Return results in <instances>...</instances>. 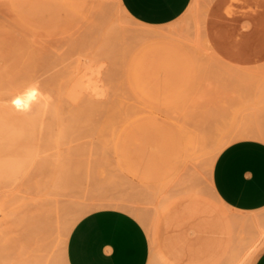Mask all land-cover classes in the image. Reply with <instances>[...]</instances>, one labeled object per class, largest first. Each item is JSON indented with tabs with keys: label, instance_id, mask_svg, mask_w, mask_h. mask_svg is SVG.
<instances>
[{
	"label": "rangeland",
	"instance_id": "obj_1",
	"mask_svg": "<svg viewBox=\"0 0 264 264\" xmlns=\"http://www.w3.org/2000/svg\"><path fill=\"white\" fill-rule=\"evenodd\" d=\"M24 1L0 0V106L30 97L26 113L42 109L44 130L39 126L33 140L48 163L38 178L46 192L62 171L64 188L52 196L50 223L35 225L39 234L30 223L0 219V264L52 263L65 227L86 206L145 215L153 245L161 224L182 216L224 221L213 214L225 205L212 186L214 162L235 139L264 138L262 0H193L177 20L156 27L124 14L117 0ZM145 29L169 37L148 42L137 35ZM87 55L100 64L107 93L67 100L66 82ZM220 139L227 144L218 150ZM162 194L171 201L160 213Z\"/></svg>",
	"mask_w": 264,
	"mask_h": 264
},
{
	"label": "crops",
	"instance_id": "obj_2",
	"mask_svg": "<svg viewBox=\"0 0 264 264\" xmlns=\"http://www.w3.org/2000/svg\"><path fill=\"white\" fill-rule=\"evenodd\" d=\"M119 1L135 21L156 27L177 20L193 0ZM20 104L0 106V146L8 149L0 152V187L39 177L48 163L43 145L33 140L39 120ZM13 113L18 115L11 118ZM63 178L61 171L57 181L64 185ZM211 180L225 203L213 214L224 221L182 216L173 224H161L153 245L146 225L132 212L90 210L71 229L68 264H264V138L251 134L230 142L218 154Z\"/></svg>",
	"mask_w": 264,
	"mask_h": 264
},
{
	"label": "bare ground",
	"instance_id": "obj_3",
	"mask_svg": "<svg viewBox=\"0 0 264 264\" xmlns=\"http://www.w3.org/2000/svg\"><path fill=\"white\" fill-rule=\"evenodd\" d=\"M24 1V0H23ZM29 1V0H27ZM55 1V0H54ZM81 1V0H80ZM35 2V0H34ZM33 1L31 3H34ZM118 2V5H119V8L120 10H122L124 12V14H127L126 10L124 9V7L122 6V4L120 3L119 0H117ZM227 2H229L231 5H239L242 3L241 0H227ZM23 3V2H22ZM24 3H26L24 1ZM23 3V4H24ZM28 3V2H27ZM44 4V2H42ZM48 4V3H47ZM59 4V3H58ZM57 4V5H58ZM261 4L264 5V0L261 1ZM26 5V4H25ZM45 5V4H44ZM18 6H20L18 4ZM33 6H35V4H33ZM21 7V6H20ZM20 7H17V9H19ZM47 7V6H46ZM51 7V5H50ZM96 7V6H95ZM23 8V6H22ZM33 8V7H32ZM48 8V7H47ZM11 9V8H10ZM21 9V8H20ZM53 11L54 8H52ZM51 9V10H52ZM24 10V8H23ZM47 10V9H46ZM65 10V9H64ZM19 11V10H18ZM35 11V10H34ZM20 12V11H19ZM25 12V11H24ZM51 13V12H50ZM83 13V12H82ZM34 14V13H33ZM45 14V13H44ZM58 14V13H57ZM74 14V13H73ZM15 15V14H14ZM29 15V14H28ZM128 15V14H127ZM25 16V15H23ZM58 16V15H57ZM34 17V16H33ZM31 18V17H30ZM36 18V17H35ZM70 18V17H69ZM29 20V19H28ZM31 20V19H30ZM34 20V19H33ZM48 20V19H47ZM57 20H60V19H57ZM66 20V19H65ZM88 20V19H87ZM72 21V19H71ZM76 21V20H75ZM58 22V21H57ZM62 22V21H60ZM78 23V22H77ZM55 24H57L55 22ZM65 25V24H64ZM42 27V26H41ZM57 27V26H56ZM51 28V27H50ZM142 28V27H141ZM140 28V29H141ZM53 29V28H52ZM58 29V27H57ZM65 29V28H64ZM67 29V28H66ZM85 29V28H84ZM39 30V29H38ZM59 30V29H58ZM63 31V30H62ZM66 31V30H65ZM98 31V30H97ZM51 32V31H50ZM37 33V32H36ZM61 33V32H60ZM40 35V34H39ZM138 37L142 40H145V41H148L150 39H153V38H156V37H169V33L165 30H159V29H145V30H142L140 31L138 34ZM47 36V35H46ZM63 36V35H62ZM86 36V35H85ZM187 36V35H186ZM47 38V37H46ZM106 38V37H105ZM63 39V38H62ZM45 40V39H43ZM57 41V40H55ZM86 41V40H85ZM90 41V40H89ZM117 41V40H116ZM46 42V41H45ZM188 43V42H187ZM47 47V46H46ZM59 47V46H58ZM57 47V48H58ZM87 47V46H86ZM48 48V47H47ZM50 48V47H49ZM125 48V47H124ZM84 49V48H83ZM82 49V50H83ZM51 50V49H50ZM57 50V49H56ZM85 50V49H84ZM48 51V50H47ZM86 51V50H85ZM89 51H92L91 49ZM116 51V50H115ZM51 52V51H50ZM83 52V51H82ZM47 53V52H46ZM42 55V54H41ZM82 57H83V54L81 53ZM78 56V55H77ZM80 56V55H79ZM115 56V55H114ZM86 57V58H85ZM84 57V62L86 61V59L88 60L87 63L85 62L84 64V67L80 64V65H77L72 74L70 75V77L68 78L67 82H66V85L63 89V95L65 99L67 100H71V101H78V100H81L82 101V98L86 97V96H89V97H99L101 98V96L103 97V95H105L107 93V87L106 85L103 84L102 82V78L100 76V73L101 72V66L100 64L98 63H95L96 59H94L92 56H85ZM107 57V56H106ZM50 58V57H49ZM46 59V58H45ZM74 59V58H73ZM78 59V58H77ZM83 59V58H82ZM104 59V58H103ZM61 61V60H60ZM68 61V60H66ZM72 61V59H71ZM53 62V61H51ZM50 62V63H51ZM56 62V61H55ZM54 62V63H55ZM74 62H75V59H74ZM83 62V63H84ZM66 63V62H65ZM105 63V62H103ZM102 63V64H103ZM45 64V63H44ZM63 64V63H62ZM59 66V65H58ZM104 66V65H103ZM102 66V67H103ZM107 66V65H106ZM52 67V66H51ZM50 68V67H48ZM105 68V67H104ZM107 68V67H106ZM52 69V68H51ZM57 69V68H56ZM47 70V68H46ZM48 72V71H47ZM51 72V71H50ZM54 73V72H53ZM263 73V71H262ZM46 74V73H45ZM114 77V76H113ZM112 77V79H113ZM44 78V77H43ZM57 79V78H56ZM47 83V81H46ZM45 84V83H44ZM43 85V83H42ZM41 85V86H42ZM46 85V84H45ZM262 86V85H261ZM39 88V87H38ZM41 88V87H40ZM43 88V87H42ZM264 88H262L263 90ZM33 90V89H32ZM261 90V89H260ZM54 91V90H53ZM53 91L52 90H47L45 92L46 96L49 97V96H52L51 98H53ZM262 92V91H261ZM34 95V93H32ZM44 94V95H45ZM43 95V97H44ZM97 97V99H98ZM264 96H262V99ZM45 98V97H44ZM30 99V97H28V99H22V104L23 105H26L27 106V102H29L28 100ZM35 100V99H34ZM90 100V99H89ZM258 101L261 100V98L257 99ZM53 101V100H52ZM51 101V102H52ZM86 101V100H85ZM93 101V100H92ZM90 100V102H92ZM257 101V102H258ZM50 102V103H51ZM47 103H49V101H47ZM46 103V104H47ZM55 103V102H53ZM80 104V103H79ZM30 105V104H29ZM33 105V104H32ZM42 105V104H41ZM44 105V104H43ZM49 105V104H48ZM45 106V105H44ZM43 106V107H44ZM30 107V106H29ZM32 107V106H31ZM252 107V106H251ZM255 108H257L256 105H254ZM33 108V107H32ZM32 108H30V110H32ZM42 108V106H41ZM250 108V107H249ZM40 109V107L38 108ZM38 109H33L32 112L34 113V115L36 116V118L39 120V123L41 125V128L43 129L44 128V122L43 120H41L42 118H40V114L41 113H44L42 112V109L41 111L38 110ZM43 109H46L47 108H43ZM49 110V108H48ZM47 110V111H48ZM51 110V109H50ZM75 111V110H74ZM254 111V110H253ZM258 111V110H257ZM47 113V112H46ZM259 113H260V110H259ZM258 113V115H260ZM250 115V114H249ZM151 116V115H150ZM154 117H156L155 115H153ZM42 117V116H41ZM262 118V116H260ZM254 118V117H253ZM249 119V118H248ZM259 117H257V120L259 122ZM264 120V117L263 119ZM260 120V122L262 121ZM256 121H252V122H255ZM257 124V123H256ZM261 124V123H260ZM256 126V125H255ZM263 125L260 126V128L262 127ZM256 129V128H255ZM44 130V129H43ZM262 132L264 131L263 128L262 129H259V131ZM229 141V140H228ZM225 144H227V139H220L219 142H218V146H217V149H221ZM222 150V149H221ZM221 152V151H220ZM219 153V152H218ZM61 173V171H60ZM60 178V174L58 175ZM64 188V185L61 184L60 182L56 181L54 183V185L51 187V189L49 191H46L44 192V189H45V182H43L40 178L36 177V178H33L32 176H28L26 177L25 179L21 180L20 182H15L13 184H10V185H7V186H1L0 187V219H3L4 221H8V222H13V221H17V222H27V223H30L32 224L33 226H38L40 223L41 225L44 223V220H45V224H49L50 223V220L51 217H52V214L54 213L53 211L54 208L53 206V201H52V196L54 195H57L59 194L60 190ZM97 188V187H96ZM94 188V189H96ZM164 189V188H163ZM102 195V194H101ZM99 195V196H101ZM109 195V194H108ZM59 196V195H58ZM65 196V195H64ZM95 196V195H93ZM69 197V196H68ZM98 197V195L96 196ZM113 197V196H112ZM99 199V198H98ZM117 198H115L116 200ZM123 198H121L122 200ZM128 199V198H127ZM126 199V200H127ZM108 200V199H107ZM118 200H119V197H118ZM171 201V198L170 196H166L164 194H162L159 199L156 201L157 203V211L158 212H163L166 207L168 206V204L170 203ZM62 202V201H61ZM126 203V202H125ZM59 204V203H58ZM98 204V202H97ZM87 205V204H86ZM100 205V204H99ZM114 205V204H113ZM126 205V204H124ZM131 205V204H130ZM83 206V205H82ZM112 206V205H111ZM128 206V205H127ZM115 207V205H114ZM120 206H118L117 208H119ZM134 207V205H133ZM63 208V207H62ZM128 208V211H129V207ZM135 208V207H134ZM139 208V207H138ZM91 208L86 206V207H82L80 212L74 217V219L71 221L70 224H68L66 227H65V232H63V237L61 238V240H59V245L58 246V249H56V246H55V252L53 251V262L50 263V264H68V260H67V256H66V247H67V241H68V237H69V234L71 232V229L73 227V225L75 224V222L81 217L83 216L86 212L90 211ZM136 210V208H135ZM138 210V209H137ZM141 210V209H139ZM144 210V209H143ZM145 211V210H144ZM135 212V211H134ZM253 212V211H252ZM63 213V212H61ZM137 213V212H135ZM144 213V212H143ZM147 213V212H146ZM64 215V214H63ZM62 216V214H61ZM137 216L146 226L149 230H152V227H153V223L151 221H148L147 220V217L145 215H141V214H137L135 215ZM234 217V215H233ZM232 217V218H233ZM50 219V220H49ZM56 219V217H55ZM54 219V221L56 222V220ZM234 219V218H233ZM240 219V218H239ZM252 220V219H251ZM43 222V223H42ZM68 222V221H67ZM4 223V222H3ZM52 223V222H51ZM233 223V222H232ZM63 224V223H62ZM240 224V223H239ZM30 226V225H29ZM35 226V228H37ZM54 226V225H52ZM51 226V227H52ZM56 226V225H55ZM64 227V226H63ZM50 228V227H49ZM53 228V227H52ZM61 228V227H60ZM39 231H37L36 229V232H39L41 233L39 227L37 228ZM49 230V229H48ZM47 230V231H48ZM43 231V230H42ZM53 231V230H52ZM35 232V233H36ZM50 232V231H49ZM47 232V233H49ZM263 235H264V229H263ZM44 233V232H43ZM37 234V235H38ZM3 235V234H2ZM46 235V234H45ZM34 236V235H33ZM40 236V235H39ZM38 236V238H39ZM44 236V235H43ZM52 236V235H51ZM36 237V236H35ZM50 237V236H49ZM38 238L36 237V239L38 240ZM16 239V238H15ZM46 239L47 241V244H50L48 242V240L50 238H47V236L44 238ZM52 239V238H51ZM60 239V238H59ZM40 240V239H39ZM17 242V240H16ZM18 242H19V239H18ZM53 244L55 241H53ZM260 242V241H259ZM1 243V242H0ZM34 243V242H33ZM56 244V243H55ZM9 245V244H8ZM20 245V244H19ZM35 245V244H34ZM46 245V244H45ZM48 246L47 247H50L51 246ZM259 245V243H258ZM3 246V245H2ZM17 246H18V243H17ZM54 246V245H53ZM52 246V247H53ZM15 248V247H14ZM26 249V248H25ZM39 249V248H38ZM234 249V248H233ZM1 250V249H0ZM48 251V250H47ZM236 251V250H235ZM253 251V250H252ZM43 252V251H42ZM238 252V251H236ZM241 252V251H240ZM3 253H6V252H3ZM13 253V252H12ZM52 254V253H51ZM242 254V253H241ZM31 255V254H30ZM33 255V254H32ZM157 255V254H155ZM51 256V255H50ZM36 257V256H35ZM40 257V256H39ZM47 257V255H46ZM156 258V257H155ZM160 258V257H159ZM51 259V258H50ZM1 260V259H0ZM157 260V259H155ZM163 262V261H161ZM24 264H40V261L38 260V258L34 259V260H31V261H24ZM153 264V263H152ZM162 264V263H161ZM164 264V263H163ZM235 264H241V263H235Z\"/></svg>",
	"mask_w": 264,
	"mask_h": 264
},
{
	"label": "snow or ice",
	"instance_id": "obj_4",
	"mask_svg": "<svg viewBox=\"0 0 264 264\" xmlns=\"http://www.w3.org/2000/svg\"><path fill=\"white\" fill-rule=\"evenodd\" d=\"M16 103L19 104V101L17 100Z\"/></svg>",
	"mask_w": 264,
	"mask_h": 264
}]
</instances>
